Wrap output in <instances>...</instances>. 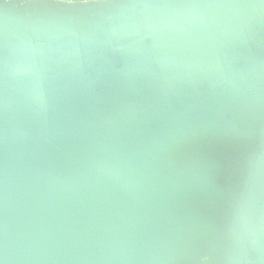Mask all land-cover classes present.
I'll return each instance as SVG.
<instances>
[{
  "label": "water",
  "instance_id": "water-1",
  "mask_svg": "<svg viewBox=\"0 0 264 264\" xmlns=\"http://www.w3.org/2000/svg\"><path fill=\"white\" fill-rule=\"evenodd\" d=\"M27 7L0 0V259L264 264V8Z\"/></svg>",
  "mask_w": 264,
  "mask_h": 264
},
{
  "label": "snow or ice",
  "instance_id": "snow-or-ice-1",
  "mask_svg": "<svg viewBox=\"0 0 264 264\" xmlns=\"http://www.w3.org/2000/svg\"><path fill=\"white\" fill-rule=\"evenodd\" d=\"M28 7L25 10L40 8H58L74 13H87L98 8L109 7H176V6H208V7H262L264 0L255 3H238L236 0H207V2L193 4H176L172 0H26ZM3 25L0 23V46L6 48V41L2 39ZM212 257L208 254H201L200 264H208ZM0 264H5L4 259H0Z\"/></svg>",
  "mask_w": 264,
  "mask_h": 264
}]
</instances>
